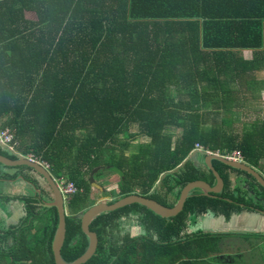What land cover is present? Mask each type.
I'll list each match as a JSON object with an SVG mask.
<instances>
[{
	"label": "trees",
	"instance_id": "1",
	"mask_svg": "<svg viewBox=\"0 0 264 264\" xmlns=\"http://www.w3.org/2000/svg\"><path fill=\"white\" fill-rule=\"evenodd\" d=\"M234 1L0 0V130L10 131L17 152L75 186L66 197L67 263L89 246L81 216L95 204L89 178L97 170L119 178L110 203L135 195L169 207L189 183L215 185L205 166L185 163L195 144L224 155L238 151L264 178V121L241 133L218 125L244 104L236 93L244 91L241 79L264 61V0H253L258 5L245 13ZM244 48L254 50L252 60L237 56ZM137 138L147 141L127 155ZM196 159L201 164L204 154ZM212 167L221 193L192 191L175 216L137 203L98 214L90 224L97 250L84 264H220L212 258L225 235L192 231L190 218L264 212V189L244 172L215 161ZM0 168V185L20 176L37 185L22 174L31 172L26 167ZM36 197L0 194L2 212L20 201L24 213L0 227V264H55L58 210L40 204L51 200L42 191Z\"/></svg>",
	"mask_w": 264,
	"mask_h": 264
},
{
	"label": "water",
	"instance_id": "2",
	"mask_svg": "<svg viewBox=\"0 0 264 264\" xmlns=\"http://www.w3.org/2000/svg\"><path fill=\"white\" fill-rule=\"evenodd\" d=\"M0 147L4 149V146L1 145V143H0ZM196 155L197 152L191 153L190 157L185 161V163L188 160L195 159ZM213 161L218 162L230 169L238 170L252 176V178H254L255 181L264 189V178L258 172L253 170V168H250L245 164L228 161L224 159L222 155H217L215 153L209 154L207 155V157H205L202 163L207 168V170H209L212 173L215 179V185L213 187H210L207 183L201 181L189 183L182 190L178 202L175 203V205L172 207L142 197H138L135 195L128 196L125 198H119L114 203H110L111 200L109 199H103L92 205L81 216L82 229L89 237V246L81 257H79L77 260H75L72 263H67L62 257V247L66 239V231H67L66 218L67 216L70 215L68 201L65 200L57 184L54 183L52 176H50L48 171L43 169L41 166L37 164H32L24 159L22 160V158L19 157V155H17L16 160H10L9 158L0 155V165L7 168L26 167L30 169L33 172V174H35L37 177L43 179V181L47 185L48 190H50V193L52 195L51 196L52 201L45 202V204L43 205L45 207H54L57 208L58 210L59 222L57 229H55V233L52 240V246H51L55 264H84L95 255L98 246V235L95 231H92L90 229V224L92 220L100 213L115 211L124 206L137 203L144 207L145 206L148 207L152 211L160 214L161 216L171 217L177 215L179 212L183 210V205L185 201L190 197L192 191L198 190L201 192V195L205 197H214L215 195L220 194L224 188V184L222 179L219 177L218 173L212 167ZM185 163L182 165V167L185 165ZM165 177L166 175H163L162 180ZM92 180L93 179H91L90 182L91 185L93 187L94 186L96 187V184H94ZM32 187L34 186L32 185ZM40 193L41 192H39L38 190L37 194L40 195Z\"/></svg>",
	"mask_w": 264,
	"mask_h": 264
},
{
	"label": "crops",
	"instance_id": "3",
	"mask_svg": "<svg viewBox=\"0 0 264 264\" xmlns=\"http://www.w3.org/2000/svg\"><path fill=\"white\" fill-rule=\"evenodd\" d=\"M236 1H237V4H233L231 6H242L241 8H237L239 13L247 12L250 5H258L256 2H253V0H235L234 2ZM204 4L206 6V1H204ZM253 52H254L253 49L244 48V49L239 50V53H238L239 55L237 56H241L244 61H250L253 58ZM263 73H264V61L263 63L258 65V71L256 72L255 75L244 77L243 79H241V83L244 86L243 87L244 91L241 90V91L236 92L237 95H239V99L241 102L243 103H246L248 101L254 102L256 101L255 100L256 95L259 94L258 92L264 91ZM236 87L239 88L238 84ZM261 94L263 95V93ZM262 119H263L262 121H264V116ZM235 163L244 164L243 160L242 162H235ZM22 174L27 176L26 178L32 179V180H34L35 179L34 176H36V175H33V173L28 172V171H22ZM231 181L232 183H235L234 182L235 178L231 177ZM5 185H7L8 187L7 190L10 191L8 192V194H6L9 197L29 196L31 198L37 199L36 193L38 192V190L40 189L39 192L45 190L44 187H42L41 185L39 186L38 182H37L36 187H32L30 183H27L24 180H22L21 176L18 177V180L11 181L10 183H6ZM44 194L45 195L43 196L45 197V199H51L52 195H50V193L46 191ZM48 201L49 200H45V202H48ZM13 202L20 203L19 201H13ZM20 204H21L20 212H22L23 204L22 203ZM40 204L43 205L45 203H40ZM6 211L7 213H9V216H11V210L9 206L6 207ZM193 220H194L193 222L189 223V229L192 231L201 230L203 232H216V233L225 235L224 237H220L218 241L219 242L218 243L219 252L217 256H227L228 258H212L213 262H216V263L221 262L222 264H235V262L230 261L231 258H236L239 255L247 254L248 250L246 252L239 250L237 254H236V251L229 252L230 250L235 249L237 247H242V245H247L249 247V244L245 243L244 238H243L244 235L246 234H255V235H258L257 237H259V235L262 234V237L258 244L264 245V212L262 211L242 210L237 213H233L229 219H225L222 214H213V215L200 216V217H197L196 219L193 218ZM260 254L261 256H263L262 252H260ZM254 259L255 258H252V260ZM256 264H259V263H256ZM260 264H264V258H262V263L260 262Z\"/></svg>",
	"mask_w": 264,
	"mask_h": 264
},
{
	"label": "rangeland",
	"instance_id": "4",
	"mask_svg": "<svg viewBox=\"0 0 264 264\" xmlns=\"http://www.w3.org/2000/svg\"><path fill=\"white\" fill-rule=\"evenodd\" d=\"M264 75V73H263ZM259 94L256 95V101H248L246 103H244L243 106L238 107V108H234V111L232 114H228L227 117L229 119H227L228 122L224 123H220L218 122V125H221V128L223 131L226 132H235V133H241L245 130H248L250 127H252L255 123L262 121L263 119V114H264V91L263 92H258ZM263 93V95L261 94ZM207 127H210L213 125V120H209L207 123ZM179 131H177L178 133ZM147 139L145 138H137L135 140L131 141V144L128 147V150L126 151L127 155H130L131 153H136V151L138 150L140 145H144L146 143ZM17 145V143H16ZM6 153V150H3ZM200 151V150H198ZM197 150H195V146H194V150L193 152H198ZM208 151V150H207ZM16 153V157L17 155H19V157L22 158V160H26L32 164H37L39 166H41L43 169H45L46 171H48V165H46L45 163L39 162L37 159H35L33 157V155L31 154H21L19 152H15ZM215 152H211V154H214ZM237 153V152H236ZM204 154V159L205 157H207L208 152L203 153ZM262 164V162H261ZM264 164V162H263ZM182 167V166H181ZM184 167V166H183ZM1 171H3V169L0 168V173ZM102 173H98V170L93 172V174L90 176L89 180L91 182V179H93L92 181L94 182V184H96V187L92 186L91 183V190H90V194H89V198L90 201L94 204L97 203L103 199H109L111 200V193H113L114 191H117V183L119 182V178L117 177V175L113 172H109L107 170H102ZM31 173H33L31 171ZM49 173V171H48ZM263 173H264V169H263ZM50 174V173H49ZM35 175V174H33ZM35 177V181L36 183H39V186L41 185L42 187H44L45 190L42 191L43 195H45L44 193L47 191L48 193H50V191L47 190V185L45 184V182L43 181V179L34 176ZM53 178V177H52ZM54 183L57 184V186H59L58 188H60V190L62 191V189L64 187H68L70 185H72V189L74 190V192H76L75 186L73 184H67L65 183L66 181L64 180H58L55 179V177L53 178ZM162 178L159 181V183L157 184L156 188L160 187L162 185ZM3 187V188H2ZM0 188H2L3 190V194H8V192H10L7 187V185H0ZM99 188V189H98ZM40 190V189H39ZM73 192V193H74ZM37 194V193H36ZM63 196L64 198H66V195L63 192ZM51 195V193H50ZM20 202V201H19ZM21 203V202H20ZM18 202H9L7 203V206H9L10 210H11V216H7V214L4 212L7 218V222L9 224H15L17 222V220L23 216V211L20 212V208H21V204ZM193 217L190 218V222H193ZM134 231L136 233H141L142 229L137 225L135 227H133ZM254 235V236H253ZM258 235L255 234H246L244 235V242L249 244V247L247 245H242V247H238L235 249L230 250L229 252H235L236 254L239 250H242L244 252H247V254L245 255H239L236 258H231L230 261L231 262H235V264H256L260 262L262 263V258L260 252H262V254H264V245L263 244H258L262 234L259 235V237H257ZM10 238H8L9 240ZM243 241V240H242ZM245 246V248H244ZM249 249H248V248ZM263 249V250H262ZM262 250V251H260ZM258 252V256L255 255ZM260 255V256H259ZM249 256V258H248ZM253 256V257H252ZM256 257L254 260H252V258ZM261 257V258H259ZM217 258H228L227 256H217ZM222 264V263H220Z\"/></svg>",
	"mask_w": 264,
	"mask_h": 264
},
{
	"label": "built area",
	"instance_id": "5",
	"mask_svg": "<svg viewBox=\"0 0 264 264\" xmlns=\"http://www.w3.org/2000/svg\"><path fill=\"white\" fill-rule=\"evenodd\" d=\"M0 143L1 145L4 146V148L10 152L11 154H16V143L13 140V136L10 133V131L8 129H3L0 130ZM195 150H200L203 153L208 152V154H211L210 151L205 150L202 146L195 144ZM237 152V153H236ZM215 154L217 155H222V157L228 161H232V162H242V157L241 154L238 151H234L230 154L224 155V154H220L218 151L215 152ZM75 189V188H74ZM68 194L66 195V197H68L70 194H72L74 192V190L72 189V185H70L67 189V187H64L62 189V193ZM75 193V192H74Z\"/></svg>",
	"mask_w": 264,
	"mask_h": 264
},
{
	"label": "flooded vegetation",
	"instance_id": "6",
	"mask_svg": "<svg viewBox=\"0 0 264 264\" xmlns=\"http://www.w3.org/2000/svg\"><path fill=\"white\" fill-rule=\"evenodd\" d=\"M1 149H3V148H1ZM5 149V148H4ZM220 153V152H219ZM221 154V153H220ZM12 155H14V157L16 158V154H12ZM192 162H193V164H194V166H197V167H199V168H201V169H204V165L201 163H199V161H198V159H193L192 160ZM59 187V186H58ZM3 188V187H2ZM2 188H0V194L1 195H4L3 194V190H2ZM47 190H48V188H47ZM59 190H60V188H59ZM48 191H50V190H48ZM61 191V190H60ZM61 193H62V191H61ZM62 195H64L63 193H62ZM65 200H66V198H65ZM67 201V200H66ZM41 203H45L43 200H42V202ZM7 218H9V217H6L5 216V214H4V212H2L1 210H0V227L3 229V230H5V229H7L8 227H9V223L7 222ZM19 220V219H18ZM18 220H17V222H18ZM16 222V223H17ZM238 248V247H237ZM263 250V249H262ZM262 250H260V251H262ZM255 255H257L258 256V252H257V254H255ZM260 256V255H259ZM253 257V256H252ZM261 257H263L264 258V254H263V256H261ZM261 257H259V258H261ZM254 258H256V257H254Z\"/></svg>",
	"mask_w": 264,
	"mask_h": 264
},
{
	"label": "clouds",
	"instance_id": "7",
	"mask_svg": "<svg viewBox=\"0 0 264 264\" xmlns=\"http://www.w3.org/2000/svg\"><path fill=\"white\" fill-rule=\"evenodd\" d=\"M198 152H201V151H198ZM203 153V152H202Z\"/></svg>",
	"mask_w": 264,
	"mask_h": 264
}]
</instances>
